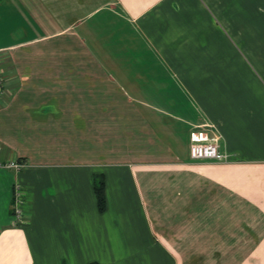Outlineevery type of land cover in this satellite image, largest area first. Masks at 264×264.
I'll list each match as a JSON object with an SVG mask.
<instances>
[{"label": "crops", "instance_id": "crops-1", "mask_svg": "<svg viewBox=\"0 0 264 264\" xmlns=\"http://www.w3.org/2000/svg\"><path fill=\"white\" fill-rule=\"evenodd\" d=\"M0 12V264H264V0ZM197 130L229 161L192 162Z\"/></svg>", "mask_w": 264, "mask_h": 264}, {"label": "built area", "instance_id": "built-area-1", "mask_svg": "<svg viewBox=\"0 0 264 264\" xmlns=\"http://www.w3.org/2000/svg\"><path fill=\"white\" fill-rule=\"evenodd\" d=\"M4 78L0 71V97L3 96L6 91L4 88ZM219 136L209 135L205 130H197L191 134L190 137V159L192 162H216L225 163L229 161V157L226 153L222 152L219 147ZM0 167H9L20 169V165L16 162H11L8 165L0 163ZM18 199L22 201L23 196L21 192H18ZM24 216L23 211L17 209L16 221H20Z\"/></svg>", "mask_w": 264, "mask_h": 264}, {"label": "rangeland", "instance_id": "rangeland-1", "mask_svg": "<svg viewBox=\"0 0 264 264\" xmlns=\"http://www.w3.org/2000/svg\"><path fill=\"white\" fill-rule=\"evenodd\" d=\"M1 13V12H0ZM174 73V72H173ZM165 82H166V84H169V86H170V83H172V81H168V79L167 78H165ZM171 86L169 87V90H168V93H170L169 91H171L172 93H170V94H168V95H174L175 96V99L176 100H178L179 98H180V95L176 92L177 90H173V89H171ZM175 89V88H174ZM167 94V93H166ZM184 139V138H183ZM187 139V138H186ZM186 142H185V139H184V142H183V144H182V148H183V154H185V153H187V151H186ZM82 152V151H81ZM80 152V153H81ZM116 158H119V157H121L120 156V154H119V152H116ZM84 158H83V156L82 155H80V161H85V160H83ZM197 186V185H196ZM207 185L204 183V181H202V183H201V189L200 188H198V187H196L197 188V190H199V191H201V192H203L204 194H206L207 195V191H210V188L209 187H206ZM214 191V194H215V197L216 196H219L220 194H218V193H215L216 192V190H213ZM213 201H222L221 203H223V205L225 204V199H220L219 197L217 198V199H213ZM227 203H228V206L229 207H231L230 208V210L229 211H234L236 208H238V205H236V199H233V198H228L227 199ZM225 206V205H224ZM245 208L246 209H248L247 207H246V205H245ZM250 211V213H249V216L247 217V216H245L246 217V219L245 220H249L250 222L251 221H253V216H252V210L251 209H249ZM219 217V216H218ZM235 217H237L236 216V214H233V216L231 217V218H235ZM24 218V216H22V219ZM241 219H242V217H241ZM240 219V220H241ZM236 220V219H235ZM239 220V221H240ZM240 223L241 224H243V223H246V222H244L243 220H241L240 221ZM221 229H222V227L221 228H218V226H217V228H215V232H216V234H215V236L216 237H221L222 236V231H221ZM214 231H213V234H214ZM237 231V230H236ZM236 231L234 230H230V233H235L236 234ZM206 233H208L209 234V229L207 228V231H206ZM243 236H241V238H240V240H241V242H249V241H247V240H250V242H252L251 241V239L250 238H248V239H245V238H243ZM168 243H173V244H178V242H168ZM188 243V242H187ZM196 244H197V246H199V242H196ZM256 244H258V242H256ZM259 245H260V243H259ZM238 250H239V252L240 251H242V249H239L238 248ZM231 253L232 254H237L236 256H240L241 254H242V252H240V253H237L236 252V250H231Z\"/></svg>", "mask_w": 264, "mask_h": 264}, {"label": "trees", "instance_id": "trees-1", "mask_svg": "<svg viewBox=\"0 0 264 264\" xmlns=\"http://www.w3.org/2000/svg\"><path fill=\"white\" fill-rule=\"evenodd\" d=\"M94 192L98 201V208L100 212H104L107 208V199H106V183L103 175H96L94 177ZM90 264H100L93 262Z\"/></svg>", "mask_w": 264, "mask_h": 264}]
</instances>
